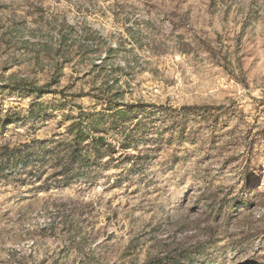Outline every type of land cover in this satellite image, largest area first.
Listing matches in <instances>:
<instances>
[{"label": "rangeland", "instance_id": "obj_1", "mask_svg": "<svg viewBox=\"0 0 264 264\" xmlns=\"http://www.w3.org/2000/svg\"><path fill=\"white\" fill-rule=\"evenodd\" d=\"M0 264H264V0H0Z\"/></svg>", "mask_w": 264, "mask_h": 264}]
</instances>
